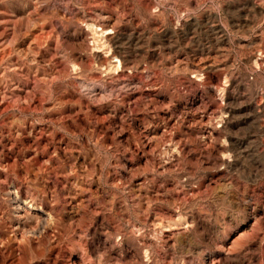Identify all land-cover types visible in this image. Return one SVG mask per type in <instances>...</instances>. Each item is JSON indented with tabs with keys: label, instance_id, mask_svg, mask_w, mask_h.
Masks as SVG:
<instances>
[{
	"label": "rangeland",
	"instance_id": "rangeland-1",
	"mask_svg": "<svg viewBox=\"0 0 264 264\" xmlns=\"http://www.w3.org/2000/svg\"><path fill=\"white\" fill-rule=\"evenodd\" d=\"M0 264H264V0H0Z\"/></svg>",
	"mask_w": 264,
	"mask_h": 264
}]
</instances>
